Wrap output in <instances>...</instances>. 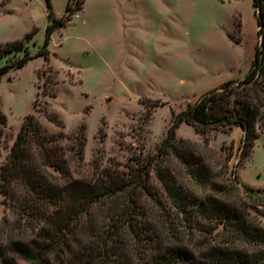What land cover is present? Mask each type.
<instances>
[{
    "label": "rangeland",
    "instance_id": "1",
    "mask_svg": "<svg viewBox=\"0 0 264 264\" xmlns=\"http://www.w3.org/2000/svg\"><path fill=\"white\" fill-rule=\"evenodd\" d=\"M52 1L56 15H64L68 0ZM49 22L45 0H0V43L23 38L37 27L28 42L35 52L43 45ZM259 29L253 0H86L83 10H75L53 32L50 61L36 56L11 69L0 83V182L3 164L29 114L43 133L60 135L53 144L67 150V166L77 178L94 180L112 165L128 169L135 164L132 158L159 154L174 112L224 82L239 84L245 78L262 39ZM263 92L259 89L264 104ZM259 116L260 136L246 153L245 132L238 125L202 133L182 122L176 131L182 159L159 160L152 169L151 192L164 200L163 181L168 178L199 196L208 193L190 179L188 163L199 171L206 166L211 175L227 168L235 181L264 188V106ZM81 128L86 143L80 164L69 151L78 140L67 136ZM214 180L224 183L222 174ZM9 188L7 192L0 184V264H31L11 247L14 241H40L38 220L25 211L24 183L15 179ZM250 209L264 220V206ZM52 211L49 206L45 213ZM101 216L97 209L98 226ZM75 234L69 248L52 250L44 264H100L98 248L89 262L82 254L96 242L94 230L92 236L82 229Z\"/></svg>",
    "mask_w": 264,
    "mask_h": 264
},
{
    "label": "trees",
    "instance_id": "2",
    "mask_svg": "<svg viewBox=\"0 0 264 264\" xmlns=\"http://www.w3.org/2000/svg\"><path fill=\"white\" fill-rule=\"evenodd\" d=\"M85 1L68 0L64 15L57 16L53 1L45 0L50 22L43 45L35 52L30 51L28 42L37 27L23 38L0 43V83L11 69L25 66L36 56L50 60L53 32L66 25ZM253 5L262 39L248 74L239 84L235 80L224 82L186 109L174 112L159 154L132 158L135 164H129L128 169L112 165L94 180L77 178L67 166V150L53 144L60 135H46L35 115H27L3 164L0 184L9 192L13 180L24 183L25 211L32 212L38 220L35 228L40 241H14L13 251L31 264H44L52 250L69 248L77 240L76 230L82 229L90 236L94 230L96 236L97 243L82 252L88 262L98 248L100 264H264V220L250 209L251 205L264 206V188L235 181L227 168L211 175L206 166L199 171L188 163L190 179L198 188H208V193L199 196L188 185L176 187L168 178L163 181L164 200L150 190L152 169L160 159H182L176 144V131L182 122L194 125L202 133L238 125L245 132V153L260 136L258 128L263 124L259 123V109L264 106L259 94V89H264V0H253ZM2 59L7 61L2 63ZM47 115L61 125L56 116ZM2 118L0 110V122ZM67 137L78 140L69 151L72 159L83 163L84 128ZM219 174L224 183L214 180ZM49 206L53 211L46 215ZM97 209L102 214L99 226ZM5 264L16 263L7 260Z\"/></svg>",
    "mask_w": 264,
    "mask_h": 264
},
{
    "label": "crops",
    "instance_id": "3",
    "mask_svg": "<svg viewBox=\"0 0 264 264\" xmlns=\"http://www.w3.org/2000/svg\"><path fill=\"white\" fill-rule=\"evenodd\" d=\"M86 2V1H85ZM85 4V3H84ZM83 8H84V5H83ZM83 8H82V10H83ZM80 17V16H79ZM50 61V60H49Z\"/></svg>",
    "mask_w": 264,
    "mask_h": 264
}]
</instances>
